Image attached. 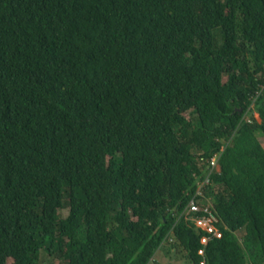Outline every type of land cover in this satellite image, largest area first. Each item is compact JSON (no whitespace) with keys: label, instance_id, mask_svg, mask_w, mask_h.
<instances>
[{"label":"trees","instance_id":"16d2710c","mask_svg":"<svg viewBox=\"0 0 264 264\" xmlns=\"http://www.w3.org/2000/svg\"><path fill=\"white\" fill-rule=\"evenodd\" d=\"M260 136L264 0H0V264H264Z\"/></svg>","mask_w":264,"mask_h":264},{"label":"built area","instance_id":"2783aa9c","mask_svg":"<svg viewBox=\"0 0 264 264\" xmlns=\"http://www.w3.org/2000/svg\"><path fill=\"white\" fill-rule=\"evenodd\" d=\"M260 96V94H258ZM219 160L220 155H216L210 161L209 166L207 168L208 175L203 182L199 183L197 199L194 198L185 210V217L190 218L194 223L197 229L203 230L209 235H212L216 238H221L222 234L217 229L216 223L218 222L216 216L214 215V211L207 205V199L204 196V188L210 184V175L219 172ZM204 201V203H202ZM209 241L208 237H204L202 239V243L206 245ZM199 254L204 255L203 251H200ZM203 264V263H202Z\"/></svg>","mask_w":264,"mask_h":264},{"label":"rangeland","instance_id":"374dc122","mask_svg":"<svg viewBox=\"0 0 264 264\" xmlns=\"http://www.w3.org/2000/svg\"><path fill=\"white\" fill-rule=\"evenodd\" d=\"M256 118L258 120L260 119V115L257 114L255 115ZM260 140L263 143L264 146V138H262V136H260ZM202 203H204V201H202ZM61 216L63 218H67L69 216V210L68 209H64L63 211H61ZM238 237L240 240L243 239L244 235H245V230L239 231L237 233ZM173 244H169L166 245L164 249L160 250L158 252V258H157V263L156 264H189L190 259L187 256V253L185 250L183 249H177V248H173L172 246ZM40 261L42 264H49L51 263V259L48 257H45V255H41L40 256ZM55 263V261H54ZM57 263H59L57 261Z\"/></svg>","mask_w":264,"mask_h":264}]
</instances>
